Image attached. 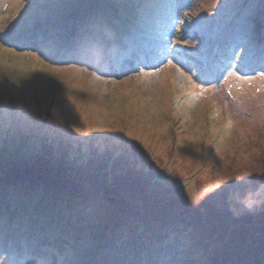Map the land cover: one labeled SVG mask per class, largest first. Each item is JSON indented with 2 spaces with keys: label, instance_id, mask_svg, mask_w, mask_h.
<instances>
[{
  "label": "rangeland",
  "instance_id": "1",
  "mask_svg": "<svg viewBox=\"0 0 264 264\" xmlns=\"http://www.w3.org/2000/svg\"><path fill=\"white\" fill-rule=\"evenodd\" d=\"M162 1L93 0L101 10V18L90 17L95 23L72 10L79 0H0V36L12 40L0 49V181L26 185L53 216L58 237L78 239L72 247L59 238L50 251L36 242L29 247L33 260L0 246V264H77L80 256L85 264H264V67L240 75L242 58L220 51L216 41L229 31L239 53L260 55L254 53L263 47L257 27L264 0H221L215 7L213 0H168L191 24L167 17L166 7L161 33L152 7ZM119 25L127 27L118 32ZM185 37L195 54L204 46L201 65L183 64L210 82L200 98L177 68H164L172 44ZM140 40L145 57L133 61L135 68L163 71L108 79L93 75L92 65L55 55L105 64L119 53H109L111 46ZM45 43L52 50L42 52L48 54L41 64L32 56L44 59L36 49ZM30 45L36 46L20 49ZM0 206L8 220L20 217L18 226L32 218L29 210ZM90 206L95 212L86 215ZM188 229L191 249L180 240Z\"/></svg>",
  "mask_w": 264,
  "mask_h": 264
},
{
  "label": "trees",
  "instance_id": "2",
  "mask_svg": "<svg viewBox=\"0 0 264 264\" xmlns=\"http://www.w3.org/2000/svg\"><path fill=\"white\" fill-rule=\"evenodd\" d=\"M92 1L93 0H79V3L76 4L77 6H73L72 10L75 12L82 11L81 13H79V15L84 17L85 19H87V17L89 18L98 17L99 19L101 18L99 15L101 13L100 12L101 10H99V8H94L92 6ZM97 20L91 19V21L95 23H97ZM138 20L139 17H136L132 21L134 23L133 29L134 26L137 24ZM126 27L127 26L125 25H119L117 31L120 32ZM50 31L51 29L48 31V33ZM49 36H51V34ZM20 49H27V48L21 46ZM229 54L231 55L232 53L229 52ZM172 174L168 173V175L167 176L165 175L164 177L171 178L173 177ZM153 176L157 178L161 175L156 174ZM104 181H105L104 179L101 180V182ZM1 182L2 181H0L1 184L0 204L3 202H7L9 205L13 207L29 210L32 215V218L27 221L29 222L28 224L24 225L23 223L22 224L20 223V226H18L20 217L15 216V218L8 220L9 219L8 214H0V246L5 250V253L14 250V251L22 252L21 255H23V253L25 254L26 252H28L26 249L34 245V243L36 242L38 247L40 242H42L43 240L44 241L46 240L53 241L55 239L57 240V232L55 231V227L52 225L50 220L53 219L51 218L53 216L47 213L44 210V208L41 206L42 202L40 197L36 194H33L26 185L23 187V185L20 182H11L9 185L6 184L8 182L6 183L4 182L1 183ZM3 209H5V207L0 206V210ZM19 229H24V230L20 231ZM18 231H20L21 233ZM63 235L69 242L72 243V247L78 240V239H76V241L72 240L70 238V234H68L67 232H64ZM96 239L97 238H93V240L88 245L90 246L93 242L96 241ZM21 243H25L27 246L25 247V245H22ZM82 244H84V242H82ZM45 247L50 248V246L48 245H46ZM40 251H42V249H40ZM127 258L130 261L133 260L131 254L127 256ZM84 259L86 260L85 257L80 256V260H84ZM136 264H145V263L137 260Z\"/></svg>",
  "mask_w": 264,
  "mask_h": 264
},
{
  "label": "snow or ice",
  "instance_id": "3",
  "mask_svg": "<svg viewBox=\"0 0 264 264\" xmlns=\"http://www.w3.org/2000/svg\"><path fill=\"white\" fill-rule=\"evenodd\" d=\"M220 2H221V0H213L212 7H215L216 4H218ZM205 11H207L206 8H205ZM187 15H188V13H185V16H187ZM175 19L179 23H182V24L186 23V21L180 20L179 17H176ZM3 31H4L3 29H0V32H3ZM171 34L174 35L175 34V30H173ZM6 43H7V41L4 40L3 36H0V49L8 50L7 48H5V44ZM177 43L178 44L179 43L187 44L188 41L186 39L182 38L180 41H177ZM165 47H167V45ZM169 54H171V53H169ZM41 56H45V54L41 53ZM260 57H261V59H264V50H262L260 52ZM32 59H39V62L41 64H45V60L47 59V56H45L44 59H40L39 56L33 55ZM162 62L163 61H161V63ZM178 65H180V66L178 67ZM153 67H154V72H144L143 68H134V69H132V71L136 74V76L138 78L140 77L141 74L147 76V75L155 74V72L163 71V68H161V67H159L157 65H153ZM164 68H177V71L179 72L180 76L184 77V79L186 80L189 89L199 90V91H197L195 93L196 98H200V97L204 96L205 92L207 91V88L205 87V84L206 83H210V82L203 80L201 78V76L197 72L192 71L191 68H189L187 71H185L182 61H180L179 59H176V62L174 63L173 59H168L167 63L164 64ZM32 71L33 72L37 71L35 66H33ZM97 72H99L101 76H103L105 74L103 69H97ZM97 72H93V75H96ZM124 74L126 75V73H124ZM234 74L235 73H233V72H229L228 73V75H234ZM261 75H264V72H262ZM129 78H131V77H129ZM226 78L227 77H225V79ZM187 94L188 95H192L193 93L189 92ZM74 131L77 132V133H80L81 129L77 127V128L74 129ZM132 139H134V138L130 137L129 141H131ZM83 211H84V213L86 215H92L95 212V208L90 206V207L85 208ZM180 240H181L182 246L185 249H191L192 246H193V243H194V233H193V231L191 229L186 230L181 235Z\"/></svg>",
  "mask_w": 264,
  "mask_h": 264
},
{
  "label": "bare ground",
  "instance_id": "4",
  "mask_svg": "<svg viewBox=\"0 0 264 264\" xmlns=\"http://www.w3.org/2000/svg\"><path fill=\"white\" fill-rule=\"evenodd\" d=\"M229 32V31H228ZM263 61V60H262Z\"/></svg>",
  "mask_w": 264,
  "mask_h": 264
}]
</instances>
